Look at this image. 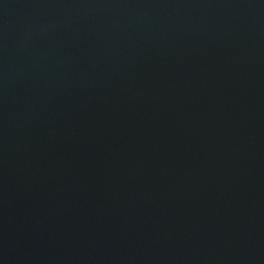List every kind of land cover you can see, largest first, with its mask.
<instances>
[{
	"label": "water",
	"instance_id": "95a60500",
	"mask_svg": "<svg viewBox=\"0 0 264 264\" xmlns=\"http://www.w3.org/2000/svg\"><path fill=\"white\" fill-rule=\"evenodd\" d=\"M0 264H264V0H0Z\"/></svg>",
	"mask_w": 264,
	"mask_h": 264
}]
</instances>
